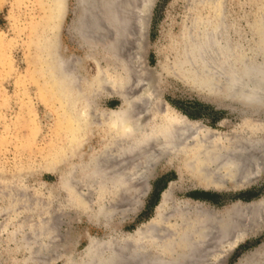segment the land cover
Masks as SVG:
<instances>
[{
  "label": "rangeland",
  "instance_id": "obj_1",
  "mask_svg": "<svg viewBox=\"0 0 264 264\" xmlns=\"http://www.w3.org/2000/svg\"><path fill=\"white\" fill-rule=\"evenodd\" d=\"M75 1L0 0V264H62L67 257L78 261L91 240L99 246L109 241L124 262L134 244L125 241L124 235L153 216L170 182L174 186L162 212L171 209V202L182 199L195 200L200 209L210 212L234 206L230 223L235 238L242 240L219 264H236L253 251L263 256L264 168L257 173L252 164L245 165L231 183L224 182L223 189L215 191L202 189L191 179V172L177 163L154 162L145 168L133 165L123 171L131 187L121 195L109 185L110 180H103L107 179L103 175L112 172L110 179L117 178L119 169H115V176L99 159V166L101 163L105 169L100 166L102 175H93L89 161L105 146L103 114L120 105L115 95L119 86L127 85L129 98L148 82L155 97L208 132L248 133L247 124L264 126V110L244 124L242 113L237 111L240 106L219 103L218 97L187 87L164 70L172 64V46L189 21L214 20V12L222 9L230 36L234 37L232 30L238 28L245 42L252 33L249 22L264 19V0H214L204 6H195L199 0H113V12L128 25L123 35L126 40L121 39L124 44L115 47L122 48L119 51H111L108 41L113 37L112 33L103 34L108 28L103 19L99 22L104 29H91L92 34L80 24ZM57 55L78 80L74 103L63 87L66 83L56 81ZM82 106L88 115L82 116L84 120L81 118L77 127L75 119ZM262 129L256 132L262 133ZM263 156V152L256 156L261 165ZM136 175L141 176L137 179ZM59 177L62 184L69 179L74 188L66 191ZM252 200L260 201V206L236 209ZM228 236L222 239L223 250L233 238ZM135 258L133 255L131 262L137 261Z\"/></svg>",
  "mask_w": 264,
  "mask_h": 264
},
{
  "label": "bare ground",
  "instance_id": "obj_2",
  "mask_svg": "<svg viewBox=\"0 0 264 264\" xmlns=\"http://www.w3.org/2000/svg\"><path fill=\"white\" fill-rule=\"evenodd\" d=\"M112 1H75L76 8L80 10V24L88 28V33L92 34L95 30H99L102 27L99 19H103L108 28L103 32L104 28L102 27L101 31L103 34L110 35L112 33L113 40L108 39L111 51L119 46L121 42L124 44L121 39L124 31H126L124 29H127L128 26L124 24L122 19H118L117 12H113ZM213 1L199 0L195 6L212 4ZM55 9L56 7H54ZM213 18L215 19L208 20L209 18L205 17L203 21L194 20V18L186 24L184 30L176 38L175 46H172V64L165 66L164 70L183 85L207 92L211 98L218 97L216 101H219V103L223 101L226 106L230 107L231 102L237 104L240 106L237 110L238 113H242L241 120L243 122H241L245 124L251 116L264 110V28L261 29L260 26L264 27V19L262 18L258 22H249V30L252 33L250 39L244 42L238 35L241 32L238 28L232 30L235 36H230L229 24L224 19L222 9L214 12ZM138 23L140 24V22ZM141 26L139 25L140 28ZM109 27L111 32L108 33ZM91 29L94 30L92 33ZM123 39L126 40L125 37ZM106 45L108 46V44ZM107 46L105 47L108 48ZM120 49L119 47L115 48L117 51ZM115 50L113 52H116ZM135 58H138L137 54ZM54 59V69H56L58 75L56 81L61 84L66 83L63 87L68 90V95L73 97L72 102L74 103L76 102L75 97L78 96L77 93L74 97V93L78 92L74 87L76 85L75 80H78L74 75L67 72L61 57L57 55ZM112 60H115V58ZM122 84L121 82L120 85ZM147 84L144 82V87L136 95L134 94L135 96L129 98H127L128 95L125 92L127 85L123 88L117 85L119 88L115 89V95L120 100V105L104 114L102 113L104 116L99 115L103 116L105 126L106 133H103L105 146L102 147L103 150H101L99 156L96 152V154H93L89 165L92 173H94L93 175L98 173L102 175V169L109 166L108 168L112 169L109 172L114 171L116 176L117 170L115 169H119L117 173L119 175L116 176L117 178L114 176V180L110 179L113 172L110 175L105 173L109 176L103 175L107 179L99 177L106 181L110 180L109 185H112L115 192H119L121 195L128 193L131 186L128 187L123 171L133 165L145 168L149 163L154 162L155 164L161 161L168 164L177 163L191 172V179H194L202 189L215 191L223 189L224 182L231 183L233 178L236 177L238 169L245 165L252 164L257 173L260 172L259 169L264 168V164L261 165L256 157L258 153H264V128H261L264 126L259 127L258 123L247 124L249 125L248 133H217L211 130L208 132L207 129L200 128L199 123L186 120L182 114L168 103L160 101L159 97L153 95L154 91L151 90V86ZM79 95L81 96V94ZM85 106L80 108L78 119H75L77 127L79 126V120H84L82 116L88 112ZM79 111L76 112L79 113ZM98 112L96 111V113ZM91 123H93L92 119ZM258 128L262 129V133L256 132ZM99 159L105 162L103 164H106V166H101L102 162ZM98 161L101 162L102 169H100ZM137 170L139 169L137 168ZM249 170L251 171V168ZM219 171H222V174ZM242 171L240 170L239 173H242ZM136 176L139 179L141 175ZM62 180V178H58L59 183L66 191L74 188L69 179L64 180L63 184ZM106 181L103 183H106ZM173 186L174 183L170 182L162 192L153 216L133 232L124 235L123 239L125 241H133L131 243H134L132 244L133 247L127 250L129 252L125 254L126 260L124 262L126 261V264H219L221 257L228 254L242 240L240 236L235 238L234 226L232 221L230 223V219L233 217L231 209L234 206L210 212L207 211V208V210L200 209L198 202L195 200L182 199L174 203L171 202V209L168 212H162V207L167 203L168 193ZM130 197H126V199ZM260 203V201L255 200L250 205L240 207H237L236 203L233 204L236 209L241 210L243 207V209L249 208L250 210L259 207ZM228 235L233 238H230L231 242L223 250L222 239H224L223 237L229 238ZM260 247L262 248V246ZM219 253L222 254L219 255ZM252 253L247 257H244L246 256L244 255L236 264H264V255H257L255 254L256 251ZM118 255L119 252L117 253L116 247H113L109 241L99 246L91 240L78 261L67 257L64 258L62 264H125L123 262L124 255H122V259ZM133 255L137 258H135L137 261L141 259V262H131Z\"/></svg>",
  "mask_w": 264,
  "mask_h": 264
},
{
  "label": "water",
  "instance_id": "obj_3",
  "mask_svg": "<svg viewBox=\"0 0 264 264\" xmlns=\"http://www.w3.org/2000/svg\"><path fill=\"white\" fill-rule=\"evenodd\" d=\"M254 202H255V200H252V201H249V202H245V203H243L241 205H237V207L244 206V205H250V204H252Z\"/></svg>",
  "mask_w": 264,
  "mask_h": 264
}]
</instances>
